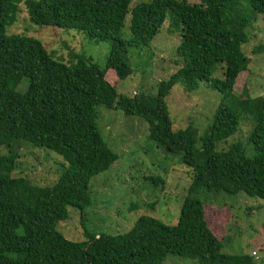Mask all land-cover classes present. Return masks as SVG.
Wrapping results in <instances>:
<instances>
[{
	"label": "trees",
	"instance_id": "16d2710c",
	"mask_svg": "<svg viewBox=\"0 0 264 264\" xmlns=\"http://www.w3.org/2000/svg\"><path fill=\"white\" fill-rule=\"evenodd\" d=\"M131 1L0 0V264H162L167 254L198 264H254L251 254L221 252L201 194L244 195L264 202V97L249 96L246 85L234 93L239 73L250 63L241 44L248 40L246 29L257 14H264V0H148L130 8ZM21 3L31 27L77 29L91 40L107 41L105 68L56 60L35 36L7 33ZM128 13L130 35L124 39ZM166 19L168 31L179 30L174 54L178 69L159 81L156 94L118 93V83L132 72L126 63L128 47L148 46ZM253 53H264V43ZM218 64H223L222 78L212 76ZM23 79L28 84L21 91ZM199 82L217 91L221 100L196 147L197 131L191 125L172 129L165 98L176 84L189 92ZM100 105L143 119L148 138L164 152L184 153L181 164L189 181L175 224L140 215L124 233L85 231L81 241L69 240L56 229L67 218L68 206L90 205L91 179L118 158L96 125ZM242 121L249 126L253 156H247L239 141L224 142ZM24 142L65 161L53 185L12 176ZM219 143L223 146L216 149ZM143 178L164 183L160 176Z\"/></svg>",
	"mask_w": 264,
	"mask_h": 264
},
{
	"label": "rangeland",
	"instance_id": "374dc122",
	"mask_svg": "<svg viewBox=\"0 0 264 264\" xmlns=\"http://www.w3.org/2000/svg\"><path fill=\"white\" fill-rule=\"evenodd\" d=\"M141 1L148 0H132L130 8ZM243 3L246 4L247 0H243ZM19 8L15 23L8 25L6 32H25L35 36L54 54L56 60L68 64L83 61L101 70L105 68L109 53L107 41L91 40L77 29L33 24L31 27L25 5L21 3ZM129 23L130 13L126 15L122 29L124 39L130 35ZM172 30L168 31L166 19L148 46L128 47L126 63L132 72L118 83V93L130 97L133 91L138 95L156 94L159 81L167 79L178 69L174 54L180 36L179 30ZM246 32L248 40L241 44V50L250 58V63L245 71L239 73L234 93L240 94L243 85H246L249 96L264 97V53H253L256 45L264 43V14H257L256 21ZM222 67L223 64H218L212 76L222 78ZM27 84L28 81L23 79L18 89L23 91ZM220 100L221 95L206 88L203 82L189 92L179 84L174 85L165 98L172 129L191 125L197 131L198 147L201 138L207 134ZM96 111L95 122L102 140L118 158L107 171L91 179L88 186L90 205L83 209L68 206L67 218L58 222L56 229L69 240L81 241L86 238L85 231L124 233L140 215H150L167 225L175 224L189 181L188 169L181 164L184 153L172 155L164 152L148 138L147 123L141 118L125 116L121 110L106 109L102 105ZM248 128L247 121H242L236 133L224 142L239 141L247 156H253L254 150L248 142ZM216 145V149L223 146L220 143ZM19 153L13 177H24L36 185L48 186L57 181L64 169L65 161L59 155L29 142L23 143ZM143 175L160 176L164 183L154 184L144 179ZM201 196L206 203L204 210L208 226L221 241V252L251 254L254 264H264V202L244 195L227 196L224 193H202ZM131 204H136L138 208L133 209ZM253 251L256 254L253 255ZM162 264L198 263L191 258L167 254Z\"/></svg>",
	"mask_w": 264,
	"mask_h": 264
},
{
	"label": "built area",
	"instance_id": "2783aa9c",
	"mask_svg": "<svg viewBox=\"0 0 264 264\" xmlns=\"http://www.w3.org/2000/svg\"><path fill=\"white\" fill-rule=\"evenodd\" d=\"M132 94H135V91H133V92H132ZM252 254L254 255V254H256V252H255V251H253V252H252Z\"/></svg>",
	"mask_w": 264,
	"mask_h": 264
}]
</instances>
